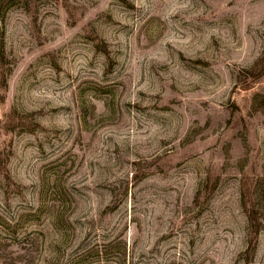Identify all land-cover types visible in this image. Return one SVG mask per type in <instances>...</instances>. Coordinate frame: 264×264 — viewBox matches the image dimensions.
Returning a JSON list of instances; mask_svg holds the SVG:
<instances>
[{"label": "rangeland", "instance_id": "374dc122", "mask_svg": "<svg viewBox=\"0 0 264 264\" xmlns=\"http://www.w3.org/2000/svg\"><path fill=\"white\" fill-rule=\"evenodd\" d=\"M0 264H264V0H0Z\"/></svg>", "mask_w": 264, "mask_h": 264}]
</instances>
